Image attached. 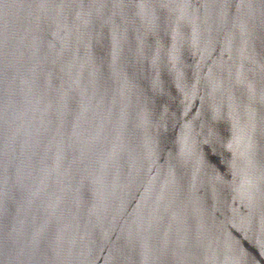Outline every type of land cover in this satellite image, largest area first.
<instances>
[{
	"label": "water",
	"instance_id": "water-1",
	"mask_svg": "<svg viewBox=\"0 0 264 264\" xmlns=\"http://www.w3.org/2000/svg\"><path fill=\"white\" fill-rule=\"evenodd\" d=\"M0 264H264V0H0Z\"/></svg>",
	"mask_w": 264,
	"mask_h": 264
}]
</instances>
